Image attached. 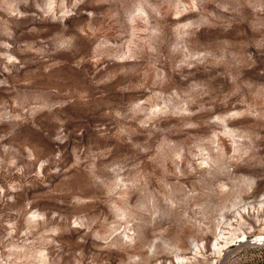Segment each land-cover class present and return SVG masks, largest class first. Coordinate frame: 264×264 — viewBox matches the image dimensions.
Returning <instances> with one entry per match:
<instances>
[{"label": "rangeland", "instance_id": "1", "mask_svg": "<svg viewBox=\"0 0 264 264\" xmlns=\"http://www.w3.org/2000/svg\"><path fill=\"white\" fill-rule=\"evenodd\" d=\"M0 264H264V0H0Z\"/></svg>", "mask_w": 264, "mask_h": 264}, {"label": "bare ground", "instance_id": "2", "mask_svg": "<svg viewBox=\"0 0 264 264\" xmlns=\"http://www.w3.org/2000/svg\"><path fill=\"white\" fill-rule=\"evenodd\" d=\"M261 238H263L261 235L255 237V240L254 241H257V240H260ZM242 239V238H241ZM254 239V238H253ZM253 241V240H252ZM217 243V242H216Z\"/></svg>", "mask_w": 264, "mask_h": 264}]
</instances>
